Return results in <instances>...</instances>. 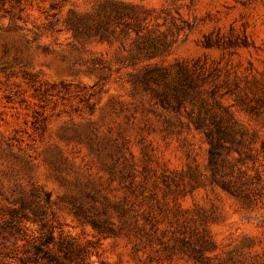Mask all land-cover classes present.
Returning <instances> with one entry per match:
<instances>
[{
  "label": "rangeland",
  "instance_id": "obj_1",
  "mask_svg": "<svg viewBox=\"0 0 264 264\" xmlns=\"http://www.w3.org/2000/svg\"><path fill=\"white\" fill-rule=\"evenodd\" d=\"M105 1L26 0L23 13H0V208H34L37 189L61 230L95 243L93 264H197L177 240L198 231L211 242L203 264H264V0H114L155 10L149 28L172 46L153 63L168 80L176 62L203 64V100L232 113L247 153L239 166L261 176L248 198L211 178L190 102L168 111L134 83L142 66L118 60L131 39L73 38L70 13ZM238 152L227 151L232 164ZM106 200L134 210L140 235L104 237L72 213L116 208Z\"/></svg>",
  "mask_w": 264,
  "mask_h": 264
},
{
  "label": "trees",
  "instance_id": "obj_2",
  "mask_svg": "<svg viewBox=\"0 0 264 264\" xmlns=\"http://www.w3.org/2000/svg\"><path fill=\"white\" fill-rule=\"evenodd\" d=\"M25 10L26 0H0V13L3 11L14 17L16 13L12 12L23 13ZM153 12L155 10L143 6L106 0L93 12H71L68 29L79 41L93 39L112 44L114 39L121 37L131 39L129 46L120 40L123 46L118 52V60L125 67L142 66L134 75V83L150 89L156 103L168 111H180L186 101L190 102V123L204 134L209 144L211 178L230 194L248 198L246 187L259 184L262 179L258 172L251 178L248 171L239 166L247 161L244 158L247 153L240 149L245 146L240 134L243 131L229 110L224 108L218 112L203 100V90L199 86L203 83V64L198 60L192 64L176 62L173 67L177 70L176 79L173 81L168 80L171 74L168 67L153 63L164 58L172 46L169 33H157L154 28H149ZM18 17L22 19V16ZM206 45L211 46L210 42ZM152 85H164L165 88L154 89ZM230 146L239 149L240 157L234 164L227 158ZM227 174L228 179L225 178ZM30 196L34 208H0V264H93L90 259L95 243L80 242L61 230L52 208H42L39 204L37 189L33 188ZM106 203L110 202L106 200ZM111 204L116 208H72V213L78 222L89 223L104 237L140 235L144 227L133 214L134 210ZM113 215L117 216L118 224L112 220ZM177 241L197 264H203V251L211 246L209 240L203 239V231L195 232V242Z\"/></svg>",
  "mask_w": 264,
  "mask_h": 264
}]
</instances>
